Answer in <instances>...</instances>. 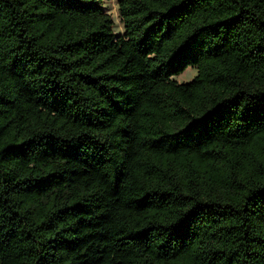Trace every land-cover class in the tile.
Listing matches in <instances>:
<instances>
[{"label":"trees","instance_id":"1","mask_svg":"<svg viewBox=\"0 0 264 264\" xmlns=\"http://www.w3.org/2000/svg\"><path fill=\"white\" fill-rule=\"evenodd\" d=\"M117 8L0 0V264H264V0Z\"/></svg>","mask_w":264,"mask_h":264},{"label":"rangeland","instance_id":"2","mask_svg":"<svg viewBox=\"0 0 264 264\" xmlns=\"http://www.w3.org/2000/svg\"><path fill=\"white\" fill-rule=\"evenodd\" d=\"M102 7L108 14L111 15L112 21L114 23V27H113L114 33L121 34L123 30H122L120 16L118 13L117 0H102ZM195 75H196V70L194 68L189 67L182 74H180L177 77H174V79L178 83H184L190 81L192 78H194Z\"/></svg>","mask_w":264,"mask_h":264}]
</instances>
